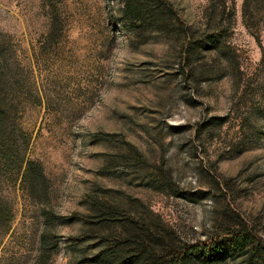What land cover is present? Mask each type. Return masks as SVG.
Returning a JSON list of instances; mask_svg holds the SVG:
<instances>
[{"label":"rangeland","instance_id":"rangeland-1","mask_svg":"<svg viewBox=\"0 0 264 264\" xmlns=\"http://www.w3.org/2000/svg\"><path fill=\"white\" fill-rule=\"evenodd\" d=\"M167 1L183 32L206 28L209 0ZM214 1L233 8L222 53L185 65L180 31L113 24L123 0H0V105L15 129L0 264H90L93 242L67 240L88 225L62 219L88 213L87 194L171 230L173 249L246 232L264 264V0ZM26 161L42 172L32 187Z\"/></svg>","mask_w":264,"mask_h":264},{"label":"trees","instance_id":"trees-1","mask_svg":"<svg viewBox=\"0 0 264 264\" xmlns=\"http://www.w3.org/2000/svg\"><path fill=\"white\" fill-rule=\"evenodd\" d=\"M209 1L206 28L200 34L191 27L183 32L175 10L167 0H123L120 17L113 20V24L135 31H160L166 35H175L180 31L186 41L178 55L186 61V65L190 58L203 53H222L223 36L227 30V25L222 24L223 15L226 14L232 24L233 8L222 2L220 12L214 13L217 9L215 1ZM245 6L243 3V14L246 12ZM14 133L9 114L0 105V158L11 157L15 143ZM20 168L21 164L18 165V169ZM21 178H25L32 187L36 181H41L42 172L36 163L26 161ZM83 200L90 209L88 213L73 212L62 219L88 225V230L67 237L70 246L78 252L80 247H87L89 242H93L88 247L91 255L86 259L87 263L219 264L229 255L234 259L246 255V264H260L256 258L254 239L246 232L233 234L228 243L194 242L173 249L177 236L171 230H150L148 226L133 221L119 205L106 203L89 194L84 195ZM10 217L9 208L0 199V223H7ZM153 247H159L160 256L155 255Z\"/></svg>","mask_w":264,"mask_h":264}]
</instances>
